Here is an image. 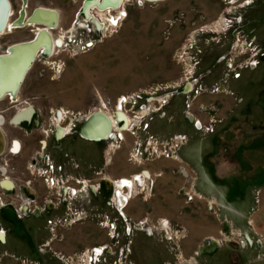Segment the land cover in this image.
<instances>
[{
    "label": "rangeland",
    "instance_id": "374dc122",
    "mask_svg": "<svg viewBox=\"0 0 264 264\" xmlns=\"http://www.w3.org/2000/svg\"><path fill=\"white\" fill-rule=\"evenodd\" d=\"M83 1L27 0V14L38 6L57 12L49 31L62 44L37 54L13 104L39 110L41 137L51 112L113 117L126 97L121 112L132 124L118 120L110 130L122 137L101 140L102 178L124 216L117 248L96 253L108 231L86 221L55 244L60 252L36 253L24 225H15L20 234L0 238V264H264V0H124L104 15V30L85 16ZM9 2L14 21L22 0ZM96 10L90 14L100 18ZM232 16L244 32L220 37ZM35 28L1 32L0 53ZM0 129L24 144L18 155L5 152L18 164L16 182L47 196L49 179L31 165L30 131L7 122ZM142 171L149 177L130 194L115 186ZM31 190L16 188L0 202L30 213ZM118 194L126 197L121 208Z\"/></svg>",
    "mask_w": 264,
    "mask_h": 264
},
{
    "label": "flooded vegetation",
    "instance_id": "af4514ba",
    "mask_svg": "<svg viewBox=\"0 0 264 264\" xmlns=\"http://www.w3.org/2000/svg\"><path fill=\"white\" fill-rule=\"evenodd\" d=\"M120 8H122V6L117 9L112 8L111 10H115L117 13V10ZM85 16L88 19L91 18L93 23L97 26V29H107L102 23L101 18H97L94 15L88 17V14H85ZM233 16L230 21H227L230 25L226 26V31L223 32L220 37L231 38V32L234 33V31H238V29L240 32H244V23L236 27ZM108 20V24L112 27L117 25V18L109 17ZM49 34L53 46H56V39H60L56 38L55 41H53V36L50 31ZM60 41L62 42V40ZM51 54H53V52L49 53V55ZM46 56L48 55H43L42 57ZM14 99L9 100L10 105L7 108L0 109V127L4 126L7 122L13 127L17 126L18 128H25L30 131V135L33 139L29 152L31 165L33 170H36L38 174L40 169L44 171V181L49 179L51 190L48 191V195L44 197L40 196V190L35 188H31L32 190L30 189L33 193V198L30 201L32 202L30 213L26 212L27 207H25L24 213L17 214L12 207L11 209L6 208L5 202H0V238L2 239L4 237L3 241L6 243L8 236H14L16 234L15 232H19L14 226L24 225V228L27 229L29 237L31 238L33 250L36 253L43 251L44 253L49 252L50 254H54L61 250L56 248L55 244L64 242L72 225H80L86 221H92L94 227H106L108 231L107 234L109 235L108 241L96 245L98 247L96 253H103L105 256L113 254L116 250L115 248H117V238H114L118 232V224L116 225V223L117 220L124 216L119 215L117 212L118 209L115 200L116 193L114 192L115 196L112 195L113 192L108 180L102 178L104 169L101 154V139L88 138L86 134L88 132L89 135L92 133L93 135L99 134L101 137L104 136V138H117V135L122 137V133L116 128L118 134H110L112 133L111 130H109V134H107L105 128L102 129L103 122L99 121L95 122L93 125L89 123V126L85 128L87 119L86 113L78 112L74 115H70L71 113H62L58 109L56 112H51V116H47L50 120L49 131L39 137L36 135L37 132L34 131L42 126V117L38 115L39 110L30 106L33 109L30 118L20 123H14L11 120L12 116L16 112L25 110L29 107V105L21 108L16 107V105L13 104L16 101ZM124 100L125 98L123 97L119 99L118 110L120 105L122 106L121 101ZM11 110H13L14 113H12L11 118L8 119L6 112ZM116 112V116L114 114L112 117L105 114L100 109L97 110L98 114L103 115L104 118L110 121L111 127H115V122L119 119L124 121L127 119V122L130 123L129 118L125 114L121 111ZM105 121L108 122L106 119ZM0 133L2 136V148L0 150V200H2V198H5L3 196L12 193L16 188L20 189V187H23L30 191L26 185H30L32 182L29 181L30 184L23 180H21L20 183L16 182L18 178L13 175V173L19 171L18 164L16 162H11L12 159H9V157L5 155L6 151L13 155H18L21 153L24 144L18 137L11 138L10 134H6L1 129ZM15 170L16 172H13ZM39 175H41V172ZM148 177V172L142 171L140 175L122 178L114 182V184L118 189L126 187L128 191L127 194H130L134 182L143 184L145 178ZM2 183L10 184V186L5 184L3 186ZM125 200V196L118 194V208L124 205ZM4 209H7L8 213L1 216V212ZM6 215L10 220L9 222L5 220V217H7ZM95 235V237L99 238V233ZM113 256L116 258L115 254ZM59 260L61 261L62 259L60 258Z\"/></svg>",
    "mask_w": 264,
    "mask_h": 264
},
{
    "label": "water",
    "instance_id": "95a60500",
    "mask_svg": "<svg viewBox=\"0 0 264 264\" xmlns=\"http://www.w3.org/2000/svg\"><path fill=\"white\" fill-rule=\"evenodd\" d=\"M10 8L11 6H10L9 0H0V32H3L5 30V24L10 15L9 14ZM48 9L49 10H41V6H38L32 10L31 15L38 13L37 15L42 17V20H43V23H39L41 25L47 24L50 22H54L56 25L58 21V14L55 10L50 9V8ZM20 12L21 10L19 11V14ZM30 41L31 42H28L27 44H21V42L12 44L11 46H8L6 48V50L4 51L5 52L4 55L2 56L0 55V68L3 65V63H6L5 61H7L9 58H12V59L17 58L13 74L12 75L10 74L11 78L9 76L8 78L0 81V99L6 95L10 97V92L16 94V92L18 91L24 79L26 71L30 68L31 64L34 62L37 54L40 53L43 55H49L48 51L51 48V39L47 33H41L39 36L35 35ZM10 52H12V54ZM10 60L8 61L10 62ZM32 112H33V109L32 107L29 106L26 110L16 112L12 116L11 120L14 123H20L23 120H28ZM98 121L103 122L102 129L105 128L106 133L109 134L108 131L110 130L111 127H108V123L105 121L104 116L98 114L97 112H94L93 114L89 116V118L86 119L85 128L89 126V123L93 125L95 122H98ZM85 128H84V131H85ZM87 134L86 136L88 138L101 139V140L102 138L104 139V136L101 137L99 134L93 135L91 133L89 135L88 132ZM4 184L10 186V184L2 183L3 186ZM0 235H1V232H0Z\"/></svg>",
    "mask_w": 264,
    "mask_h": 264
},
{
    "label": "bare ground",
    "instance_id": "6f19581e",
    "mask_svg": "<svg viewBox=\"0 0 264 264\" xmlns=\"http://www.w3.org/2000/svg\"><path fill=\"white\" fill-rule=\"evenodd\" d=\"M139 2H141L142 3V1H145V2H156V1H160V0H138ZM123 2H124V0H85L83 3H82V5H81V9H82V11H83V13L84 14H88V17L89 16H91L90 14H89V9L90 8H92V7H94V8H96L97 10H96V12L98 13V15H99V17L101 18V19H103L104 18V15L106 14V13H108L109 14V12H110V10L113 8V9H117V8H119L120 6H122V4H123ZM23 5L21 6V12H20V14L18 15V18L15 20V21H11V20H7V22H6V24H5V31H11L13 28H20V27H24V26H31V27H36L35 28V33L33 34V37L36 35H40L41 33H47L48 34V36L50 37V39H51V36H50V34H49V30H51L52 28H54L55 27V23L54 22H50V23H47V24H43V25H41V24H39V23H43V20H42V17H40V16H38L37 14L38 13H35L34 15H31V13L28 15L27 13H26V11H25V6H26V4H27V0H23ZM140 4V3H139ZM122 9V8H121ZM41 10H49L48 8H46V7H42L41 6ZM11 13H12V10H11V8H10V10H9V14L11 15ZM108 18V17H107ZM109 21V20H108ZM97 22V21H96ZM0 34H1V32H0ZM32 37V38H33ZM32 38L31 39H29V40H26V41H21V44H27L28 42H31L30 40H32ZM55 39L56 38H53V41H55ZM60 40H62V38H59ZM60 40H57L56 39V46H60L61 45V41ZM17 43V42H16ZM16 43H13V44H16ZM20 43V42H19ZM12 44H10L9 46H11ZM41 45V44H40ZM56 46H53V42H52V39H51V48H50V50L48 51V53H51V52H53V50L55 49V47ZM11 54H12V52H10ZM5 54V52H3V53H0V55L2 56V55H4ZM10 56H12V55H10ZM11 59V60H10ZM17 59V58H16ZM15 58H9L8 60H10V62L7 60V61H5L6 63H3V65L1 66V68H0V81H2V80H4V79H6V78H8L9 76H10V78H11V75L13 74V71H14V67H15V65H16V60ZM18 63V62H17ZM29 70V69H28ZM27 70V71H28ZM27 71H26V73H27ZM26 73H25V76H26ZM11 74V75H10ZM25 76H24V78H25ZM9 80V79H8ZM24 80V79H23ZM15 93H11L10 92V97L9 98H11V99H14L15 98ZM4 97V96H3ZM2 97V98H3ZM1 98V99H2ZM123 98H125V97H123ZM126 99V98H125ZM119 102V101H118ZM123 103V101H121V104ZM121 105H120V108H119V110H118V107H117V111H121ZM26 110V109H25ZM22 111V110H21ZM117 113V112H116ZM103 116V115H102ZM115 116H116V114H115ZM125 116V115H124ZM127 116V115H126ZM125 116V117H126ZM124 117V118H125ZM123 118V117H122ZM108 122V127H111V124H110V121L107 119V118H105ZM120 121H123L124 122V125H123V128H126V127H128L129 126V124L131 123H129V122H127V119L124 121V120H122V119H119ZM113 121V120H112ZM129 121V120H128ZM132 124V123H131ZM114 125V124H113ZM115 126V125H114ZM121 133V132H120ZM110 134H114V133H110ZM1 144H2V136H1V133H0V150H1ZM146 177V176H145ZM139 178H141V177H139ZM142 179V178H141ZM129 184V183H128ZM121 185V184H120ZM126 185V184H125ZM131 185H132V182H131ZM121 186H123V185H121ZM120 187V186H119ZM129 190V189H128ZM130 190H131V188H130ZM165 222V221H164ZM215 240V239H214Z\"/></svg>",
    "mask_w": 264,
    "mask_h": 264
},
{
    "label": "built area",
    "instance_id": "2783aa9c",
    "mask_svg": "<svg viewBox=\"0 0 264 264\" xmlns=\"http://www.w3.org/2000/svg\"><path fill=\"white\" fill-rule=\"evenodd\" d=\"M125 98H126V97H125ZM125 101H126V99L123 101V103H124ZM123 103H122V104H123Z\"/></svg>",
    "mask_w": 264,
    "mask_h": 264
},
{
    "label": "crops",
    "instance_id": "0c3cea01",
    "mask_svg": "<svg viewBox=\"0 0 264 264\" xmlns=\"http://www.w3.org/2000/svg\"><path fill=\"white\" fill-rule=\"evenodd\" d=\"M221 47V46H220Z\"/></svg>",
    "mask_w": 264,
    "mask_h": 264
}]
</instances>
